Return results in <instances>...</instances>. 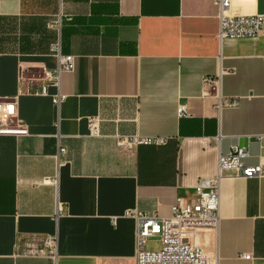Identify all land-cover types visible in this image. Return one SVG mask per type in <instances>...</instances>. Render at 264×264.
I'll use <instances>...</instances> for the list:
<instances>
[{
	"label": "crops",
	"instance_id": "1",
	"mask_svg": "<svg viewBox=\"0 0 264 264\" xmlns=\"http://www.w3.org/2000/svg\"><path fill=\"white\" fill-rule=\"evenodd\" d=\"M229 9L264 12V0ZM217 12L212 0H0V100L26 129L0 135V264H134L126 209L166 215L233 143L244 165L264 160V33L218 37ZM55 40L73 55L57 105L54 85L28 90ZM129 134L167 139L115 143ZM218 191L217 227L193 243L210 264H264V175H224Z\"/></svg>",
	"mask_w": 264,
	"mask_h": 264
},
{
	"label": "built area",
	"instance_id": "2",
	"mask_svg": "<svg viewBox=\"0 0 264 264\" xmlns=\"http://www.w3.org/2000/svg\"><path fill=\"white\" fill-rule=\"evenodd\" d=\"M217 6V36L239 37L254 36L264 33V12H233L230 11V0H212ZM55 24L57 21H54ZM49 51L55 55L56 62L51 68H42L38 86H29L28 90L34 93H47L46 86L50 83L55 86V91L50 94L52 104L57 105L64 94L58 91V77L63 70L73 67V55L62 53L58 41L51 42ZM218 74L202 77L203 83H217ZM236 96L223 97L227 105H233ZM176 115H186V106L183 102L177 103ZM15 116V102L13 99L0 100V135L25 133V127L20 123L14 125L9 122ZM91 127L92 120L88 121ZM167 136L161 135H117L115 143L120 146L130 147L138 143L162 144ZM64 147L56 142V155ZM246 145L233 143L224 154H218L216 169L211 175L200 177L192 186L189 198L175 195L169 205L166 215L154 211L148 212L138 209H126L125 215L134 220V264H210L204 251L192 241L196 229H216L218 223V182L220 177L233 175H264V160L253 165H244L242 158L247 156ZM156 237L159 246L154 249L146 248L148 238ZM48 238V242L51 241ZM244 258H250L249 253H241Z\"/></svg>",
	"mask_w": 264,
	"mask_h": 264
},
{
	"label": "rangeland",
	"instance_id": "3",
	"mask_svg": "<svg viewBox=\"0 0 264 264\" xmlns=\"http://www.w3.org/2000/svg\"><path fill=\"white\" fill-rule=\"evenodd\" d=\"M158 246H159V242H158L156 237L148 238L146 243H145V247L150 248V249L157 248Z\"/></svg>",
	"mask_w": 264,
	"mask_h": 264
},
{
	"label": "trees",
	"instance_id": "4",
	"mask_svg": "<svg viewBox=\"0 0 264 264\" xmlns=\"http://www.w3.org/2000/svg\"><path fill=\"white\" fill-rule=\"evenodd\" d=\"M155 145H157V144H155Z\"/></svg>",
	"mask_w": 264,
	"mask_h": 264
}]
</instances>
